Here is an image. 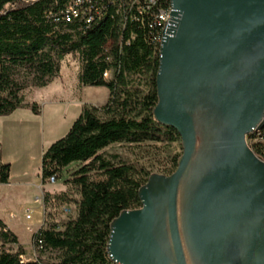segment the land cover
Returning a JSON list of instances; mask_svg holds the SVG:
<instances>
[{"label": "water", "instance_id": "95a60500", "mask_svg": "<svg viewBox=\"0 0 264 264\" xmlns=\"http://www.w3.org/2000/svg\"><path fill=\"white\" fill-rule=\"evenodd\" d=\"M170 3L180 19L159 50L153 115L181 154L111 222L107 253L116 264H264V160L247 141L264 125V0Z\"/></svg>", "mask_w": 264, "mask_h": 264}, {"label": "trees", "instance_id": "16d2710c", "mask_svg": "<svg viewBox=\"0 0 264 264\" xmlns=\"http://www.w3.org/2000/svg\"><path fill=\"white\" fill-rule=\"evenodd\" d=\"M71 1L0 0V117L18 109L39 115L40 107L25 103L23 92L47 87L67 55L79 59L81 85L104 87L109 93L100 109L83 107L67 133L41 156L42 185L50 178L60 180L69 166H78L64 180L78 201L67 192L43 194L45 212L74 203L76 217L64 223L45 218L32 238L35 251L55 255V260L38 256L24 261V248L0 219V264H116L107 253L111 222L122 211L141 207L138 190L149 176L143 167L123 162L106 149L113 144L179 141L175 131L158 124L153 115L159 57L149 40V17L132 9L123 18L111 0H96L99 13L91 23L67 22L62 12ZM107 71L109 79L104 77ZM247 141L264 160V125ZM179 156L173 158L174 171ZM9 172L10 165L0 159V185L9 183ZM93 174L102 179L93 180Z\"/></svg>", "mask_w": 264, "mask_h": 264}, {"label": "rangeland", "instance_id": "374dc122", "mask_svg": "<svg viewBox=\"0 0 264 264\" xmlns=\"http://www.w3.org/2000/svg\"><path fill=\"white\" fill-rule=\"evenodd\" d=\"M80 62L77 56L67 55L60 63L59 73L52 82L45 88H30L23 92L24 102L27 104L36 103L41 111L39 115H34L29 109H20L22 115L27 112L38 119L39 131L30 141L16 140L15 147L23 153L29 152L30 175L32 181L40 178L41 152L46 150L52 142L62 138L74 120L79 116L83 107L101 108L108 100L109 93L104 87L83 86L78 80ZM36 140V142H35ZM4 146L10 149L12 143L5 137ZM108 154H117L123 162H129L143 167L148 173L165 175L174 172L173 158L181 154L180 140L171 145L164 143H144V144H113L106 149ZM77 165L69 166L62 172L61 179L55 183L46 182L44 192L60 194L67 192L74 201L79 200V196L72 193L64 185V180L77 169ZM92 179L101 180L99 174H93ZM14 190V188H13ZM36 193L40 192L36 189ZM42 194V200H43ZM20 199L15 196L8 208H14L20 204ZM43 203V202H42ZM5 206V205H4ZM46 213V214H45ZM76 204L61 205L59 207H48L44 211L43 222L39 227L32 226L26 215L29 213L26 207L22 210L15 209L16 225L10 224L8 228L17 236L18 242L24 248L25 254L22 256L24 261L35 260L40 256L45 261H54L55 255L40 254L33 248L32 238L34 233L42 227L45 218L48 223H64L76 217ZM15 216L11 215L14 220Z\"/></svg>", "mask_w": 264, "mask_h": 264}, {"label": "crops", "instance_id": "0c3cea01", "mask_svg": "<svg viewBox=\"0 0 264 264\" xmlns=\"http://www.w3.org/2000/svg\"><path fill=\"white\" fill-rule=\"evenodd\" d=\"M38 124L36 117L28 112L27 115H22L20 109L0 117V159L2 163L10 165L9 183L0 185V219L9 227L10 224L16 225L15 209L22 210L23 207H26L29 213L33 211L29 219L32 226L39 227L43 222L44 205L41 198L46 185H42L41 178L31 180L30 153H23L15 147L16 140L22 139L27 143L34 135L36 137L40 130ZM5 137L12 143L10 149H6L3 144ZM36 189L40 192L39 195ZM14 196L21 202L14 208H8L6 205L11 204ZM11 215L15 216L14 220L10 218Z\"/></svg>", "mask_w": 264, "mask_h": 264}, {"label": "built area", "instance_id": "2783aa9c", "mask_svg": "<svg viewBox=\"0 0 264 264\" xmlns=\"http://www.w3.org/2000/svg\"><path fill=\"white\" fill-rule=\"evenodd\" d=\"M96 0H72L62 12L65 21L80 20L85 24L91 23L97 16ZM110 4L116 6L117 13L124 18L125 14L134 9L135 12L149 17L150 43L157 48L158 57L162 42L176 30L180 15L172 8L170 0H111ZM125 9V11H123ZM176 12V15L173 13ZM107 51V49H105ZM106 79L111 77V71L104 74ZM54 178L48 179L55 183ZM30 216L26 215V219Z\"/></svg>", "mask_w": 264, "mask_h": 264}]
</instances>
